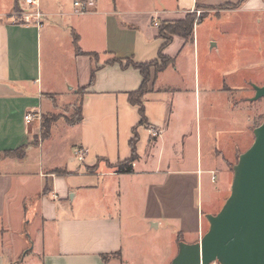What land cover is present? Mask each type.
<instances>
[{"label": "crops", "instance_id": "1", "mask_svg": "<svg viewBox=\"0 0 264 264\" xmlns=\"http://www.w3.org/2000/svg\"><path fill=\"white\" fill-rule=\"evenodd\" d=\"M75 1L36 0L37 8L46 15L36 25L23 22L21 12L29 8L25 0H0V264H128L127 255H132V250L125 247V206L131 203L126 201L131 187L125 186V179L131 176L139 190L145 182L142 176H164L169 200L176 184L186 189L193 181L199 203L203 201L202 191L207 190L202 187L204 176H210L208 183L216 186L210 192L215 203L198 211L194 235L183 240L188 244L201 239L205 215L218 213L228 198L230 168L239 151L234 138L240 124L232 95L236 89L226 83L217 91L208 87L206 92L224 96L226 114L212 121L210 114L203 112L199 27L215 17L234 20L249 15L259 25L254 42L264 59V30L260 29L264 26V0H93L94 6L85 15L75 12ZM202 8L220 10H213L216 15L212 18L196 20L191 40L171 36L162 54L172 63L161 71H152L150 89L144 96L148 124L139 126V108L130 104L129 94L139 90L143 76L127 62L149 64L160 60L165 46L160 27L184 21ZM218 26L225 29L227 24ZM244 26L243 21L231 26L235 38ZM74 35L85 55L77 54ZM64 39L73 45L69 55L76 77L70 88L72 96L65 103H82V120L69 126L77 133L69 158L46 171L41 155L44 143L28 149L23 159L5 155L30 143L34 119L44 111V41L53 49ZM241 41L238 46L246 42ZM219 43H211V51ZM185 48L193 61L179 70L175 62ZM248 52L253 53L252 49L238 50L235 59L247 58ZM243 66L236 59L232 67L222 71V78L246 68ZM249 67L253 70L254 65ZM93 68L98 70L90 84ZM176 74L177 80L168 85ZM263 74L257 78H264ZM80 88H86L84 94H79ZM239 90L247 92L246 87ZM27 115L34 119L27 122ZM244 126L242 121V133ZM135 128L139 159L133 164V173L118 174L107 164L115 166L130 158ZM32 151L38 152L37 158H31ZM193 152L195 160L190 156ZM97 164L95 173L88 172ZM61 167L65 168L63 175L50 171ZM115 180L118 185L114 186ZM29 198L33 202L25 207ZM159 218H151L152 229L161 227ZM32 225L34 236L29 232ZM182 227L180 236L184 239L189 229ZM103 255L110 257L108 261Z\"/></svg>", "mask_w": 264, "mask_h": 264}, {"label": "rangeland", "instance_id": "2", "mask_svg": "<svg viewBox=\"0 0 264 264\" xmlns=\"http://www.w3.org/2000/svg\"><path fill=\"white\" fill-rule=\"evenodd\" d=\"M213 10L210 8H202L195 10L191 16H194L198 21L200 19L212 18L216 15L214 11L220 9ZM242 21L245 23V26L242 30L240 29L238 31L236 34L238 37L235 38L234 33L231 31V26L239 24ZM221 22L227 24L225 29L222 27L219 28L218 25ZM169 25H175V23ZM258 27L259 25H256V20L249 15L244 17L238 16L234 20L215 17L205 20L199 27L203 112L204 110L208 112L210 114L209 118L212 121L223 118L226 114L224 96L221 94L218 95V93L212 94L206 92L208 87L217 91V89H221L226 83L229 87L236 89L232 95L233 99L235 98V102H237L240 124L239 133L234 138H236L235 140L239 146V151L237 160L230 168L227 197L230 195L233 181V167L237 164L239 156L253 144L254 130L264 120V99L251 101L255 96L254 87L264 84L263 77L260 76L257 78L264 73V59L262 55L258 54L260 46L254 42L257 31L259 30ZM61 29L64 32V28L62 27ZM260 29L264 30V26ZM241 39H244L246 41L244 44L247 45L243 44L238 46L237 44ZM217 40L220 41L218 48L211 51V43H215ZM241 49H252L253 51V53H246L245 56L247 58L244 56L243 58H236L238 64L241 65L243 63V67L246 68L236 71L233 75L222 78V71L229 69L235 64V53ZM71 50H73V45L70 40H61L53 49L46 44V40L43 43L41 84L43 92L45 93L43 102L44 111L41 117L34 119L30 143L32 145L31 148H39L44 143L41 155L43 160L42 166L46 168V171L51 166H61L64 164L63 162L69 158L72 144L77 141V133L69 126L78 123L79 103H76L77 105L74 106L65 103L66 99L72 96L70 93L71 86H74L76 83L74 64L69 55ZM185 51L175 62L176 68L180 67L179 70H181L182 65L185 67L190 66L193 61V55ZM251 63L254 65L253 70L249 67ZM156 64L157 67H160L162 64L161 60H158ZM154 70H156L155 67H152L151 71ZM177 77H179L178 74L171 76L167 82L168 85L174 83ZM218 84H220V87L217 86ZM244 87L247 88L246 93H242L239 90ZM85 91L86 88H80L79 94H84ZM242 99H248L249 101L244 102ZM45 119L52 125L51 134L48 139H44L42 134V124ZM248 119L251 120L248 121ZM242 121L245 124L243 127L244 133L241 132ZM142 127H145V125ZM152 133L156 132L152 131ZM233 145L234 141L232 140L231 153H233ZM190 156L192 160L196 159L195 152L190 154ZM37 157L38 152L32 151L31 158ZM101 162L99 161L98 163L100 164ZM107 166L112 167L110 164H107ZM96 169L94 170V167L90 168L88 172L95 173ZM50 171L53 173L56 171L65 173V168L61 167L55 170L51 169ZM142 177L145 178V182L142 183L141 190L138 187L136 188L135 184L131 182L136 181L133 176L125 179V186L128 185L131 187L126 195V199H128L126 201H131V203L125 206L128 219L126 225L127 231L125 232V247L127 250H132V255H127L128 264H171L178 254L176 240L180 234L182 235L180 233L183 228L182 226L186 225L189 229L188 233L184 234L183 240H190L191 236L194 235L195 227L198 226V211H202V209L215 203V201L211 200L212 196L210 192L216 186L208 183L210 176H204L202 187L203 190H207L202 191L203 201L199 203L197 201V186H194L193 181L188 182L186 189L179 188L181 185L175 183L177 189H175L174 193L171 192L169 194L171 196V200H169L167 198L168 190H166L167 187H165L163 181L164 176L149 175ZM117 183L116 180L112 182L114 186L118 185ZM35 186L37 185H32V188L35 189ZM126 190L127 188L125 187V192ZM207 191L208 197H206ZM154 216L160 217L159 220L162 225L159 229L151 228V218ZM185 219L186 222L183 224ZM154 222L158 223V221ZM203 225L206 233L209 229L207 220H204ZM29 232L31 236H34L35 230L33 225L29 228ZM23 256H25V253Z\"/></svg>", "mask_w": 264, "mask_h": 264}, {"label": "water", "instance_id": "3", "mask_svg": "<svg viewBox=\"0 0 264 264\" xmlns=\"http://www.w3.org/2000/svg\"><path fill=\"white\" fill-rule=\"evenodd\" d=\"M254 91L251 101L264 99V84ZM205 219L208 231L197 243H178L171 264H264V120L233 167L229 197Z\"/></svg>", "mask_w": 264, "mask_h": 264}, {"label": "trees", "instance_id": "4", "mask_svg": "<svg viewBox=\"0 0 264 264\" xmlns=\"http://www.w3.org/2000/svg\"><path fill=\"white\" fill-rule=\"evenodd\" d=\"M243 1H245V0H241V2H243ZM16 12H21V10L17 7ZM195 23H196L195 17L189 15V16H187V18L184 21H180L178 23H175V25L167 24V25H163L162 27H160V36L165 40V46H163V48L161 49V52L159 54V59L162 62L160 67H157L156 61L151 62L149 64H138V63H133L132 61L127 62V66H131L132 68L139 70L141 75L143 76V82H142V85L139 88V90L129 94L130 104L132 106L139 108V114L141 117V121L139 123V126H144V125L147 126V124H148L146 116H145L144 96H145V94H147V92H149L150 85L152 82L151 68L155 67L156 70L161 71L162 69L167 68L172 63V61L169 58L165 57L162 54V50L168 44H170V42L172 41L171 36L176 35V36L183 38L186 41L191 40L193 38V34H194ZM168 34H170V35H168ZM78 40H79L78 36L74 35L73 41H74L75 46L77 47V54L78 55H85L86 53L82 52L78 46ZM89 56H93V55L90 54ZM97 70H98L97 68H93L90 84H93L95 73L97 72ZM81 120H82V103H80V105H79V113H78V119H77L78 123L81 122ZM51 127H52L51 123H49V121H47L45 119V121H43V124H42V132H43L42 134L44 136V139H48L50 137ZM133 134H134V136L130 142V147H131L130 158L125 160L124 162H121L115 166H112V168L114 170H116V173H118V174H131V173H133L134 172L133 164L135 161H137L139 159L138 152H137V144L139 142V135L137 132V128L134 129ZM31 146H32L31 143H29L26 146L22 147L21 149H18L14 152L6 153L5 157L6 158H14V159H23L26 156L28 149L31 148ZM99 161H101V160H99ZM97 166H98V164L94 167V170L97 168ZM89 169H87V170H89ZM55 174L63 175L65 173H63L62 171H56ZM45 194H46V189L43 192V195H45ZM32 200H33V198L27 199L25 201V207H27L31 202H33ZM182 240H183L182 237L179 235L177 238V243L182 242ZM102 258H103V260L108 261V259L110 257L107 255H103Z\"/></svg>", "mask_w": 264, "mask_h": 264}, {"label": "built area", "instance_id": "5", "mask_svg": "<svg viewBox=\"0 0 264 264\" xmlns=\"http://www.w3.org/2000/svg\"><path fill=\"white\" fill-rule=\"evenodd\" d=\"M24 4L29 8L21 12L24 24H36L40 25L42 20L46 17L36 6V0H25ZM36 6L37 9L34 7ZM94 6L93 0H76L74 2L75 12L78 15H85L90 12V8ZM20 15V13H19ZM158 24L156 23V26ZM40 116H38L39 118ZM34 119L33 115H27L25 120L31 122ZM156 135V133H153ZM81 158V157H80Z\"/></svg>", "mask_w": 264, "mask_h": 264}]
</instances>
